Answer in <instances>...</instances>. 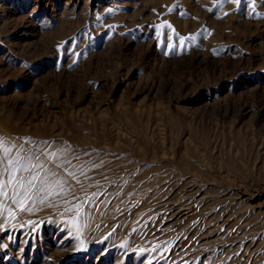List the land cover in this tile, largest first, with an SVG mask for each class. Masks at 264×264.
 <instances>
[{
	"label": "rangeland",
	"instance_id": "obj_1",
	"mask_svg": "<svg viewBox=\"0 0 264 264\" xmlns=\"http://www.w3.org/2000/svg\"><path fill=\"white\" fill-rule=\"evenodd\" d=\"M0 138V264H264V0H0Z\"/></svg>",
	"mask_w": 264,
	"mask_h": 264
},
{
	"label": "snow or ice",
	"instance_id": "obj_2",
	"mask_svg": "<svg viewBox=\"0 0 264 264\" xmlns=\"http://www.w3.org/2000/svg\"><path fill=\"white\" fill-rule=\"evenodd\" d=\"M183 42V41H181ZM28 142V141H26ZM15 149V155L13 151ZM37 152L24 153L23 149H17L15 145L7 144L3 138H0V192L7 185L15 184L19 190H23V198L17 199L20 192L17 191L13 197V203L17 204L21 211H27L26 203L33 199L34 196L43 194L44 198H49L53 194H63L64 181L50 179L55 177L57 173L51 169L46 168L45 164L41 162L42 157H47V163H55L56 168H61L62 164L56 163L58 157L54 153L44 152L43 149H38ZM20 173H27L28 175L20 176ZM69 176L75 178V174L69 172ZM7 176V180L3 177ZM59 188L60 191L55 190ZM6 196L7 193L3 192ZM43 203V200H41ZM12 215V213H9ZM80 247H83L81 242Z\"/></svg>",
	"mask_w": 264,
	"mask_h": 264
}]
</instances>
